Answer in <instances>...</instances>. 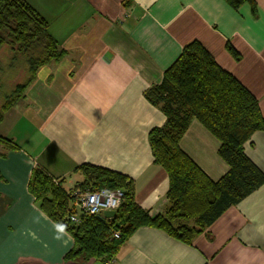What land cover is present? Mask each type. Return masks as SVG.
Returning <instances> with one entry per match:
<instances>
[{
	"label": "crops",
	"instance_id": "crops-1",
	"mask_svg": "<svg viewBox=\"0 0 264 264\" xmlns=\"http://www.w3.org/2000/svg\"><path fill=\"white\" fill-rule=\"evenodd\" d=\"M50 22L66 51L44 65L0 122V264H97L69 260L61 234L29 190L35 166L72 189L84 163L132 178L137 202L162 211L169 176L154 161L149 132L166 121L145 91L159 83L184 47L199 40L259 99L264 113V0L235 9L225 0H27ZM234 47L235 57L229 50ZM181 147L214 180L228 170L220 140L193 119ZM264 171V131L245 143ZM59 237V238H58ZM114 264H264V184L228 208L192 244L143 226Z\"/></svg>",
	"mask_w": 264,
	"mask_h": 264
},
{
	"label": "trees",
	"instance_id": "trees-1",
	"mask_svg": "<svg viewBox=\"0 0 264 264\" xmlns=\"http://www.w3.org/2000/svg\"><path fill=\"white\" fill-rule=\"evenodd\" d=\"M225 1L235 9L250 3L256 12L255 0ZM228 48L239 58L234 47ZM65 53L50 30L49 20L27 0H0V122L25 95L39 69L61 60ZM145 96L166 115L164 125L149 132L154 161L169 176L167 204L162 211L148 210L137 202L132 178L84 163L76 168L83 181L72 189L120 188L125 196L115 217L81 213V221L76 223L70 219L72 213H79L69 195L72 189L66 190L62 180L56 183L41 166L32 170L30 192L40 208L74 238V246L66 255L69 260L95 263L114 259L120 247L143 226L160 228L192 244L228 208L264 184V171L245 151L252 135L264 131L259 99L199 40L184 47L162 81L151 85ZM193 119L221 142L218 152L229 170L218 180L212 179L181 147ZM0 144L19 148L13 139L3 136ZM117 232L119 237L115 236Z\"/></svg>",
	"mask_w": 264,
	"mask_h": 264
},
{
	"label": "built area",
	"instance_id": "built-area-1",
	"mask_svg": "<svg viewBox=\"0 0 264 264\" xmlns=\"http://www.w3.org/2000/svg\"><path fill=\"white\" fill-rule=\"evenodd\" d=\"M56 183L59 179H54ZM69 195L71 197L72 203L79 210V213H72L70 219L73 222L81 221V213L84 214H103L105 210L115 209L118 210L120 207L125 192L123 189H96L92 190L89 188H75L70 190ZM116 237L120 234L115 233ZM115 259V258H114ZM114 259L102 261L98 264H114Z\"/></svg>",
	"mask_w": 264,
	"mask_h": 264
},
{
	"label": "water",
	"instance_id": "water-1",
	"mask_svg": "<svg viewBox=\"0 0 264 264\" xmlns=\"http://www.w3.org/2000/svg\"><path fill=\"white\" fill-rule=\"evenodd\" d=\"M116 215H117V210L115 209L105 210L103 212V217H106V218H112V217H115Z\"/></svg>",
	"mask_w": 264,
	"mask_h": 264
},
{
	"label": "clouds",
	"instance_id": "clouds-1",
	"mask_svg": "<svg viewBox=\"0 0 264 264\" xmlns=\"http://www.w3.org/2000/svg\"><path fill=\"white\" fill-rule=\"evenodd\" d=\"M58 231L63 234L65 232V226L64 225H57ZM59 238V237H58Z\"/></svg>",
	"mask_w": 264,
	"mask_h": 264
},
{
	"label": "rangeland",
	"instance_id": "rangeland-1",
	"mask_svg": "<svg viewBox=\"0 0 264 264\" xmlns=\"http://www.w3.org/2000/svg\"><path fill=\"white\" fill-rule=\"evenodd\" d=\"M100 263V261H98ZM98 264V263H97Z\"/></svg>",
	"mask_w": 264,
	"mask_h": 264
}]
</instances>
